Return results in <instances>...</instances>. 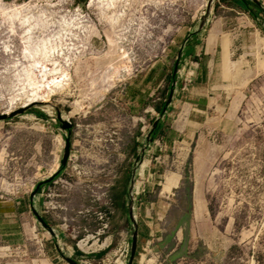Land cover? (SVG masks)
Instances as JSON below:
<instances>
[{"label": "rangeland", "instance_id": "374dc122", "mask_svg": "<svg viewBox=\"0 0 264 264\" xmlns=\"http://www.w3.org/2000/svg\"><path fill=\"white\" fill-rule=\"evenodd\" d=\"M208 1L0 0V114L35 104L0 122V264H69L62 254L127 264L132 204L139 231L148 213L165 230L139 242L135 264L144 256L143 264H264V0L214 1L205 33L222 26L246 46L230 55L237 68L227 67L224 100L191 143L163 141L160 129L150 140L156 120L170 128L175 113L157 107ZM162 67L169 73L160 84ZM38 75L37 90L51 102L33 97ZM66 138L67 166L32 201L59 168ZM156 164L168 192L182 176L171 199L142 187L145 168Z\"/></svg>", "mask_w": 264, "mask_h": 264}, {"label": "crops", "instance_id": "0c3cea01", "mask_svg": "<svg viewBox=\"0 0 264 264\" xmlns=\"http://www.w3.org/2000/svg\"><path fill=\"white\" fill-rule=\"evenodd\" d=\"M246 1L249 3L253 2V0ZM208 32L209 34H206L204 30L202 33L191 37L187 42L188 47L183 52V58L181 60V62L185 61V64L181 66L182 69L179 72L178 80L182 78L184 74L190 77L192 82L184 86V79H182V81L177 80L178 87L174 95L173 103L168 109L169 116L170 112L175 113L173 120L169 124L170 128L166 127L165 124H161L158 133V137L160 136V139L163 141L164 139L167 141L173 140L175 142L186 140L191 143L192 140L199 136L200 130L204 127L205 121L209 118L211 111L218 103L224 100V86L227 84L226 78L229 74L228 70L234 71V69L237 68V61H231L230 55L241 52L246 48L243 44L237 43V37H235L236 32L228 33L227 35L232 36V38H226L222 26H214L213 29ZM229 66L232 67L227 69ZM157 69L158 67H156L155 64L150 70V76H153L154 71ZM160 70L159 76L163 75V79L160 81L161 84L162 81L168 77L169 71L166 70V67H162ZM256 76L257 75H254V77ZM154 80L155 77L152 82H154ZM137 98L138 97H136V99ZM166 130H168V133H166ZM172 135L173 139H171ZM149 164L151 166L150 161ZM158 169H161V166L157 164L152 168H149L147 165L144 170L145 182L142 184V187L144 185L148 195L153 194L154 190L159 188L161 191L159 193L160 197L164 196L167 199H171L170 197H173L176 191H180L181 187H183L182 176L179 175L180 180L178 185L173 187L171 192H168L165 190V187L169 181V177L166 178L165 185L161 187ZM141 202L143 205L146 203L147 206L155 205L154 203L148 202L144 197L141 199ZM195 207L196 197L194 198V212ZM147 219V229H142L143 225L140 229V243L143 239H149L148 241L151 242V239L154 240L155 238L157 239L158 236H164L165 230L159 227L155 228V223L161 222L160 218L155 220L148 213ZM128 222L129 217H127V223ZM55 249L58 254H60L57 246H55ZM80 258L82 260H77L80 264H91L85 256H81ZM143 262H147L145 256L141 263L143 264ZM100 264H102V262Z\"/></svg>", "mask_w": 264, "mask_h": 264}, {"label": "water", "instance_id": "95a60500", "mask_svg": "<svg viewBox=\"0 0 264 264\" xmlns=\"http://www.w3.org/2000/svg\"><path fill=\"white\" fill-rule=\"evenodd\" d=\"M214 1L215 0H209L207 2L206 11H204L203 15L200 18V23H199L198 29L196 31H194L193 33H191V35L185 40L183 46L181 47V49H180V51L178 53L177 62L175 64V67H174V70H173V74H172V78L174 80V83H172V88L169 91L168 98H167V100L165 102V106H164V108L162 110L163 116L166 115V113L168 112L169 107L173 103L174 95H175V92H176V89H177V88H175L176 87V82H177L176 81V78H177V76H178V74L180 72L179 65H180V60L182 58V55H183L185 46H186L188 40L191 37H193L195 35H198V34L202 33L205 30V26H206V24L208 22V18H209L210 12H211V7H212ZM239 1H241L242 3H244L247 6L246 0H239ZM253 2L258 4V2L256 0H253ZM34 105L35 104H31V105H28L26 107H22L20 109H17L15 111L11 112V113L4 112V113L0 114V122L6 121L8 119H13V118H15V117H17L19 115H23L27 111H29ZM58 118H59V120L61 122L62 129L63 130H65V131L71 130L72 124L69 121H65L60 115H58ZM160 126L161 125L159 123V120H156L154 122V128H153V130L150 133V140H151V138H152L153 135H157L158 130L160 129ZM70 154H71V141H70L69 138H66V140H65V146H64V154H63V157L61 159L59 168L53 174H51L48 178H46L45 180H43V181H41V182H39L37 184L35 190L31 194V200L32 201H34V199L37 196V193L40 190V188L43 185L52 182L54 180V178L60 172V169H62L63 167H66L67 166V164H68V162L70 160ZM135 188H136V185L132 189V191H133L132 192V197H134ZM31 210H32L33 215L37 218L38 222L41 224V226H43L44 228H46L52 235H55V232H54L53 228H51L45 222V220L35 210V208H34L33 205H31ZM130 215H131V220L133 222V228H132V247H131V250H130V256H129V259H128L127 264H135V261H136V258H137V254H138V249H139L140 231H139L138 223L136 221V217L134 215V205L133 204H132V206L130 208ZM58 250H59L60 253H63L62 252V249H60L59 247H58ZM62 257L69 264H80L75 259H73L70 254L68 256H66L65 254H62Z\"/></svg>", "mask_w": 264, "mask_h": 264}, {"label": "bare ground", "instance_id": "6f19581e", "mask_svg": "<svg viewBox=\"0 0 264 264\" xmlns=\"http://www.w3.org/2000/svg\"><path fill=\"white\" fill-rule=\"evenodd\" d=\"M41 66H42V64H37L35 67H33L34 74H36V69L37 68H41ZM41 73H42V77H45L46 75L49 76V72H48L47 68H45V70H42ZM38 78H40V75H38L36 79L35 78H32L31 79L32 90H37V79ZM34 92L35 93H34V96L33 97H37V99H35L36 102L37 101H47V102H51V100H50L49 97H41L38 90H37V92L36 91H34ZM53 93H55V92H53ZM120 264H123V262H121Z\"/></svg>", "mask_w": 264, "mask_h": 264}, {"label": "built area", "instance_id": "2783aa9c", "mask_svg": "<svg viewBox=\"0 0 264 264\" xmlns=\"http://www.w3.org/2000/svg\"><path fill=\"white\" fill-rule=\"evenodd\" d=\"M191 82H192V80H191L190 77L186 76L184 78V86H187V85L191 84ZM105 223H106V225H105L104 230H107V229L110 228V225H109V223H107V220L105 221ZM83 241H85V240H82L81 242H83ZM100 241H101V239L98 240V242H100ZM86 243L89 244V240L86 241ZM121 256H122L121 260L124 261L125 263H127L128 259H129V256H130V249L125 248V250L123 251Z\"/></svg>", "mask_w": 264, "mask_h": 264}, {"label": "trees", "instance_id": "16d2710c", "mask_svg": "<svg viewBox=\"0 0 264 264\" xmlns=\"http://www.w3.org/2000/svg\"><path fill=\"white\" fill-rule=\"evenodd\" d=\"M239 2V1H238ZM256 15V14H255ZM256 17H258L257 15H256ZM164 106H165V104H164ZM162 110L163 109H160V107H157V111L159 112V113H161L162 114ZM41 117H43V118H45V117H47L45 114H41ZM62 169H64V167L62 168Z\"/></svg>", "mask_w": 264, "mask_h": 264}]
</instances>
